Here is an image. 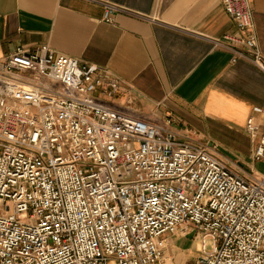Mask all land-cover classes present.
Masks as SVG:
<instances>
[{"label": "built area", "instance_id": "1", "mask_svg": "<svg viewBox=\"0 0 264 264\" xmlns=\"http://www.w3.org/2000/svg\"><path fill=\"white\" fill-rule=\"evenodd\" d=\"M88 1L107 22L118 13L145 19ZM220 4L236 31L211 44L264 74L250 0ZM118 90L107 69L45 44L0 59V264H159L165 236L184 225L200 241L197 264H264V170L241 177L176 135L169 117L94 95ZM253 112L250 159L264 166V104Z\"/></svg>", "mask_w": 264, "mask_h": 264}, {"label": "crops", "instance_id": "2", "mask_svg": "<svg viewBox=\"0 0 264 264\" xmlns=\"http://www.w3.org/2000/svg\"><path fill=\"white\" fill-rule=\"evenodd\" d=\"M102 1V0H100ZM144 18L86 0H0V59L16 47L48 45L82 64L107 69L118 93L94 95L112 107L172 120L173 132L214 150L241 177L264 170L250 155L248 117L264 103V74L210 40L234 35L220 0H103ZM254 37L264 55V0H250ZM179 138L181 140L182 138Z\"/></svg>", "mask_w": 264, "mask_h": 264}, {"label": "rangeland", "instance_id": "3", "mask_svg": "<svg viewBox=\"0 0 264 264\" xmlns=\"http://www.w3.org/2000/svg\"><path fill=\"white\" fill-rule=\"evenodd\" d=\"M206 241L205 249L209 252L212 244ZM162 250L159 264H197L201 257L200 241L191 225H184L165 236Z\"/></svg>", "mask_w": 264, "mask_h": 264}]
</instances>
